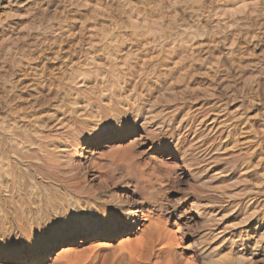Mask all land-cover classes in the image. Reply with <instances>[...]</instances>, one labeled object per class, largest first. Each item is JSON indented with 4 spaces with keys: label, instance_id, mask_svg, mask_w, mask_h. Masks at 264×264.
Wrapping results in <instances>:
<instances>
[{
    "label": "bare ground",
    "instance_id": "bare-ground-1",
    "mask_svg": "<svg viewBox=\"0 0 264 264\" xmlns=\"http://www.w3.org/2000/svg\"><path fill=\"white\" fill-rule=\"evenodd\" d=\"M4 1L0 106L13 119L5 121L6 116L0 115V153L6 155L0 176L9 177L10 186L19 188L15 162L42 163L52 175L63 163L65 169L69 165L78 169L76 177L83 187L67 180L68 190L66 183L62 188L91 192L89 177L79 171L83 157L90 169H98L102 181L117 175L142 191L153 189L158 164L166 166L167 181L181 168L195 194L190 208L199 226L225 222L223 231L234 233L219 240L214 249L193 239L195 253L189 255L177 231L137 204L124 209L123 216L102 219L90 212L97 196L84 202L67 194L76 215L73 227L41 248L8 244L0 249V260L5 264L264 263V0H35L26 21L20 17L21 8L10 7L15 0ZM62 51L66 59L56 64L52 60ZM33 59L37 63L30 66V79L25 77L24 63ZM30 117L32 123L24 124ZM55 120L59 129L46 130ZM102 125L112 131L94 136ZM159 136L156 150L161 155L151 152L146 161L138 151L141 140ZM165 154L171 162L164 160ZM11 189L5 204L24 213L25 200ZM80 210L87 213L81 215ZM134 228L137 231L132 233ZM123 234L135 238L105 250L104 263L99 262L98 252L87 259L78 256L87 263L69 262L70 251L44 259L67 240L101 236L110 240ZM223 242L227 253L218 256L216 249ZM243 243L250 246L248 254L237 250Z\"/></svg>",
    "mask_w": 264,
    "mask_h": 264
},
{
    "label": "rangeland",
    "instance_id": "rangeland-1",
    "mask_svg": "<svg viewBox=\"0 0 264 264\" xmlns=\"http://www.w3.org/2000/svg\"><path fill=\"white\" fill-rule=\"evenodd\" d=\"M34 1L35 0H15V1H13L11 3L10 7L13 8V9H15V8H21L24 11V13H21V15H23V16H20V17H23L25 19L24 21H26V17H28L29 14H30V12L27 13L28 12L27 9L30 8V5ZM3 6H5V1L4 0H1L0 1V10L3 8ZM63 54L64 53L62 51L61 55L59 56L60 58L57 57V58L53 59L52 61H54L56 64L58 62H62L63 60L66 59V58H63L64 57ZM37 60H42V57H40ZM37 60L34 61V59H33L30 62H26L27 64L24 63L25 64L24 65V72H25V75H26L25 77L28 76V77H30V79L32 78L31 77V75H32L31 73L32 72H30V70H32V68L35 66L34 64L37 63ZM54 62H52V63L54 64ZM52 63H51V61L50 62L48 61L46 64H50V67H54ZM16 71H19V69L16 68ZM26 72H27L28 75L26 74ZM16 75H18V73H16ZM28 79L29 78H27V80H25L26 81L25 85H27L29 83V80L30 79L29 80ZM0 108H1L0 109V115L1 116L3 115V117L6 116L5 118H3L5 121H10V120L13 119V116L12 117L10 116V114L8 113V110H6L7 108L5 106H0ZM5 113H6V115H5ZM33 119H34L33 117H30L29 119L26 118L24 120V124H26V122L32 123L31 121H33ZM56 124H58V123H56V120H55L53 123H51V125H49V127H47L46 130H49V129L50 130L59 129V125L57 126ZM3 136L1 137L2 140H3ZM145 139L146 138H143L141 140L142 144L140 142V145L138 147V151L141 153L142 158L145 159L146 161H148V159L151 156V152H152V154H153V152L156 153V154L157 153L160 154V152H158L156 150V148H157L158 142L160 140H162V138H161V136H159V137H156L154 140H149V139H146L145 140ZM4 140H5V136H4ZM4 146H7V145L4 144ZM9 157L11 159H13L12 158V155H8V158ZM163 157H164V160L166 162H171L172 161L171 157L169 155H167V154L163 155ZM5 158H6V155L3 154V153H0V162H4V159ZM80 160H81V162L83 164L81 166V169H79V171L84 172V173H82V172L81 173L83 175H85V176L87 175V177H89L88 180L91 183V188L93 189V187H94L93 190L91 189V192L93 191L92 192L93 194L91 192H87V191H86L87 193L85 191L84 192L83 191H77V192H74V193L73 192L71 193V192H68L67 191L68 190V187H69L68 186L69 184H74L75 183L76 186H78V185L80 187H83V186L81 184L82 183V179H80L79 177H76V171L78 169L77 170L76 169L73 170V169H71V168H73L72 166H71V168L69 167L70 165L67 166L66 169H65V167H63V165H64L63 163L61 164V167L56 168L54 170V172L56 173V175L54 174V172H52L55 175L54 176V175H52V174L49 173L50 171H48L47 169L44 168V166L41 165L42 163H37V162H33V161L26 160V161H24V163L23 162L22 163L20 162V165H18L19 162H15L14 163L15 171L18 170L15 173L16 174L18 173L17 174V177L19 178L20 183H21V185L19 186V188H18V186H16V188L13 187V186H10L11 185V183H10L11 180H10L9 177H7V176L6 177L0 176V190H2V192L0 191V197H1L0 198V210H1L0 213L1 212L2 213H5V214H2V213L0 214V217L1 218H4V219H1L0 218V249L4 250L5 247H6V245H8V244L15 245V244H18V243L19 244H22V246H24V248H26L27 246L32 247V248H41L42 246L50 243V241H52L53 239H58V237L61 234H63L67 229L70 228L69 226L73 227V225L76 222V215H75V213H73L72 208L70 207L69 203H67V196H66L67 194L68 195H71V196H73V197H75L76 199H79V200L81 198V200L84 201V202L86 200H89L90 195L91 196L92 195L97 196V199L99 201L95 200L94 207H93V209L90 212L93 215L100 216L102 219L103 218L106 219V218H109V217L123 216V213L125 212L124 209L132 208L134 206V205H132L133 203L135 205L137 204L143 211H147V213H149L152 217L155 216L156 218H160L161 221H163V223H165L166 225L168 224L167 227L170 228L173 232H176L177 231V234L176 235H178L180 237L179 238L180 239L179 241L181 243V246L183 247V249H184V251L186 253H188V254L190 253L189 255L195 253V251L192 250V247H191V244H192V240L193 239L197 240L198 242L200 240H203V241H200L199 243H201V242L204 243L205 242L204 245H206V247H211V249H214V248H217L218 247L217 245L219 244L220 241L226 239V235L228 233H231V234L234 233L232 231H228V232L227 231H225V232L223 231L225 229V227L227 226V224L225 222H219V223H217L214 226H207V227H201V226H199V224L197 223V218L194 217L193 212H192V209L190 208L191 200H192V198L194 197L195 194H194V192H192V190L189 188V186H187V174L188 173L187 172H184L181 168H178L177 169L176 176H175L174 179L168 178L169 180L167 181V178L165 176L166 175L165 170L167 169L166 166H164V165L162 166L161 164H158L157 165L158 167L155 166L156 167L155 171L157 173V179H156V181L158 182V180L159 181L162 180V177H165L166 180L164 179L163 181L158 182V183H156V181H154V184L156 186L154 185L152 187L154 189V190L151 189L152 191L150 189H146V188L145 189H142V191H141V189H138L137 190L132 185H127L126 184V181H124V180L122 182V179H120V178L118 179V176L117 175H115L113 179H110L109 180L110 182L107 181V180L106 181H102V179L101 178L99 179V177H98V169L96 168V166H95V168H96L97 171L94 170V167H92L90 169V167L88 166L89 164L88 163H84L83 157H81ZM25 163H26V165H25ZM27 163H29V164H27ZM34 165H36V166H34ZM37 165H39V166H37ZM25 167H26V169H25ZM32 168L34 170L31 171ZM35 168H39V169L37 170ZM68 168H70L71 170L68 169ZM28 169H30V170L28 171ZM66 170H67V172H66ZM19 171H23V172L19 173ZM38 171H39L40 174L38 173ZM58 171H59V173H61V175L58 173ZM63 171H65V172H63ZM74 171H75V174H74ZM36 172H37V174H36ZM87 172H88V174H87ZM47 173H48V175H46ZM64 173H65L66 176L67 175L68 176L66 177L64 175ZM91 173H92V175H91ZM21 174H23L24 177ZM25 174H26V176H25ZM44 174H45V176L42 177V175H44ZM69 174H71V175L69 176ZM30 175L31 176L33 175V176L31 177ZM49 176H50V178H48ZM53 176L56 177V178H54L55 180L52 178ZM61 176H63V177L61 178ZM40 177H42V178H40ZM45 177H47V178H45ZM74 177H76V179ZM26 178H28V179L26 180ZM29 179H31V180H29ZM51 179H52V181H49ZM25 180H26V183H24ZM40 180H42V182ZM56 180L59 181V182H57ZM67 180H69V181L72 180V181L69 182ZM47 181H48L49 184L47 183ZM75 181L78 182L79 184L78 183L76 184ZM100 181H102V182H100ZM68 182H69V184H68ZM97 182L99 184H97ZM64 183H66V185ZM105 183H107V184L105 185ZM63 184H64V186H66L65 188L67 190L64 189V188H62V187H64ZM26 185H28V188L29 189L27 188ZM36 186H37V188H36ZM51 186H52V189H51ZM10 187L13 188V189H11V192L14 193V194L15 193L17 194V191H15V189L18 188L17 189L18 190V194L21 195V197L25 200L24 201L25 202L24 203V210H25L24 213L21 212L20 210H18L17 208H15L14 205H13L14 207L12 208V206H8V205L5 204L6 201L4 200V197H5L6 192H8V190L10 191ZM44 187H47L51 191L53 190L52 192L50 191L51 194H50L49 190L47 188H44ZM2 188H4V189H2ZM21 188H23V189H21ZM25 188H27V189H25ZM55 188H56V190H55ZM22 190H23V193H21ZM95 190L99 191L98 192L99 194ZM144 190H146L145 191L146 193L143 192ZM35 191L37 193L39 191L40 193L37 194ZM24 192H25V194H24ZM29 192H30V194H28ZM80 192H81V194H79ZM53 193H54V196H53ZM59 193L60 194L63 193V194H61L63 196V198H62V196ZM88 193H89V196H88ZM44 194H46V195L48 194V195L47 196L45 195L46 197H43ZM30 196H32V198H30ZM27 197H29V200L27 199ZM52 197H53V199H52ZM55 197H57V198H55ZM59 197H60V199L58 200ZM84 197H87V199L84 198ZM46 198L48 200L49 199L50 200L49 201L48 200H44ZM38 199H40V200H38ZM61 199H63V200H61ZM55 200L56 201L58 200L57 203H56ZM51 201H52V203H51ZM64 201H66V202H64ZM109 201H110V203H108ZM28 202H29L30 205L27 204ZM48 202H49V204H48ZM86 202H89V201H86ZM96 202H97V204H96ZM43 203L46 204V205H44ZM33 205H34V207H33ZM37 205L38 206L42 205L43 207L41 206L42 208L41 207L38 208ZM61 205H65V206H63V208H62ZM53 206L55 207V209H54ZM1 207L2 208L4 207V208L2 209ZM51 207L54 210H52ZM57 207H59V208H57ZM29 209H30V211H29ZM14 210H16L17 213ZM27 210H28V212H30L32 214H33V212L36 213V210H38V212L36 214L34 213L33 214L34 216H33L30 213H26ZM97 210H99V211H97ZM76 211H78V210H76ZM19 212H21V213H19ZM79 212H80L79 214L84 215L85 212L87 213V210H80ZM56 213H57V217L55 216ZM39 214H40V216H38ZM6 215H10V217L9 216H6ZM21 216H23V217H21ZM12 217H16L15 218L16 220L14 218H12ZM21 218H23V219H21ZM15 221H16V224H15ZM27 221H29L30 225H29V223ZM22 222H24V223H22ZM25 222H27L28 224L25 223ZM6 224H7V226H6ZM25 224H27V225H25ZM19 225H20V227H19ZM21 225L22 226L25 225V226L21 227ZM19 228H21V229H19ZM4 229L5 230L7 229V230L5 231ZM136 231H137V229L134 228V231L132 233H134ZM14 232H15V234H14ZM128 238L130 240H132V239L135 238V235L128 236L127 234H123V235L115 236V237H113L110 240H104L103 236H101V237H94V238H90V239H84L83 238L84 239L83 242L81 241V238H77L76 241H74V240L68 241L67 240L65 242H62V244H60V246L56 247L51 252V254L46 255L44 259L47 260V259H50V258H54L55 255H57L58 253H60L62 251L63 252L70 251V252H72L71 253L72 258L71 257L68 258L69 262H71V263L72 262L73 263H78L80 261L81 263H84V262L87 263V261H84V262L82 261L84 259L81 260V259H78V258L81 256V258L87 259V258L91 257L94 253H97L98 252V256H99L98 257V260H99V262L100 263H104L103 258L105 259V257H103V255H106L104 251L107 250V249H110V248L112 249L113 247H115L118 244L119 241H124V240H126ZM223 244L224 245L222 247H219L218 249H216V251H219V252H217L218 253V256L225 255L227 253L226 243L223 242ZM237 247H238L237 250H240L243 253L245 252V254H248L250 252V246L246 245V243L239 244ZM73 255H75V256H73ZM83 256H87V257H83ZM71 259H73V260L70 261ZM74 260L77 261V262H75ZM105 261H106V259H105ZM0 264H5V263L3 262V260H0ZM10 264H34V263L33 262H22V261L21 262H14L13 261ZM42 264H45V262L42 263ZM88 264H91V263H88ZM260 264H264V263L261 262Z\"/></svg>",
    "mask_w": 264,
    "mask_h": 264
},
{
    "label": "snow or ice",
    "instance_id": "snow-or-ice-1",
    "mask_svg": "<svg viewBox=\"0 0 264 264\" xmlns=\"http://www.w3.org/2000/svg\"><path fill=\"white\" fill-rule=\"evenodd\" d=\"M112 129L108 128L106 125H102L96 131L93 133L94 136H103L108 134ZM161 148H163V145H161ZM262 240H264V237H261Z\"/></svg>",
    "mask_w": 264,
    "mask_h": 264
}]
</instances>
